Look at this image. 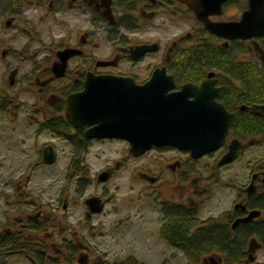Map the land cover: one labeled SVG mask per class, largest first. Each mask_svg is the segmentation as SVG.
Returning <instances> with one entry per match:
<instances>
[{
    "label": "rangeland",
    "instance_id": "1",
    "mask_svg": "<svg viewBox=\"0 0 264 264\" xmlns=\"http://www.w3.org/2000/svg\"><path fill=\"white\" fill-rule=\"evenodd\" d=\"M7 5V0H0V103L9 102L6 110L0 109V233L18 218L36 217L37 212L43 211L48 224L37 235L29 233L27 238L45 239L46 256L57 255L59 264H67L63 260L66 257L70 264H78L76 259L81 250L73 257L68 255L67 246L75 243L88 247L87 264H192L188 262L189 251L168 246L159 229L165 216L160 207L172 203L179 193L177 183L186 181L169 172H161L158 175L161 179L154 184L138 178L139 170L158 174V150L133 158L124 141H96L86 148L82 159L79 155L83 172L76 173L71 166L74 134L69 133L70 138L64 140L42 128L49 119L46 116L49 109L39 94L37 82L45 79L43 72L48 60L51 65L50 55L57 45L71 44L77 33L89 30L83 14L67 11L60 4L48 12L37 3H27L14 15L6 11ZM11 17L15 20L5 25ZM154 25L158 26L155 31L150 29L132 38L143 41L154 38L164 45L177 34L189 32L193 20L184 23L160 18ZM102 32L99 24V48L91 50L97 58L109 55L108 41ZM3 50L6 54L1 57ZM158 58L154 54L136 66L134 73L139 82L150 75ZM80 61L70 62L71 67ZM12 69L17 74L10 85ZM253 141V146L229 166L216 168L217 160L208 159L188 165L194 180L187 185L186 201L198 204L201 219L216 217L221 223L230 219L238 193L249 184L252 170L264 162V143ZM48 144L54 147L57 156L51 166L40 162L41 151ZM115 162H120L117 169ZM109 166L114 169L113 176L98 183L97 175ZM91 195L103 196L106 204L100 214L87 218L84 200ZM248 240L243 245L246 249L240 264H264L263 244L253 252L254 260H248ZM63 250L67 254L63 255ZM1 252L0 264H39L35 250L28 258L21 253L1 256ZM219 254H202L196 264H203L202 260L210 256L222 264L224 255Z\"/></svg>",
    "mask_w": 264,
    "mask_h": 264
},
{
    "label": "flooded vegetation",
    "instance_id": "2",
    "mask_svg": "<svg viewBox=\"0 0 264 264\" xmlns=\"http://www.w3.org/2000/svg\"><path fill=\"white\" fill-rule=\"evenodd\" d=\"M93 1L96 0H22L21 5L15 8L16 6H14V4L10 0H7V2L11 4V6L7 5L8 8L6 9L7 12L17 15L19 13V10L22 8V5L27 3H37L38 6L46 7L48 12H51L57 4H60V6L65 7L67 11L77 10L80 14H83L85 24H88V26L90 27L89 30H87L86 32H82L81 34L77 33L74 36L73 42L71 44L70 42H67L57 45L56 49L52 51V55H50L52 59L51 65L57 59L56 53L63 49L74 48L79 50L80 54L71 56V58L68 59L66 71L62 78L53 77L54 75L51 71V65H48V60V63L43 72V78L45 79L38 81L37 85L39 87V94H42V99L47 101V109H49V113L46 114V116L49 117L48 120H53L58 117L59 119L65 121L66 125L68 126L67 129L69 130V132H72L74 135H77V139H79L82 144H88L87 148L91 143L96 141L101 142L118 140H99L97 138H86V132L90 129V127H92L91 125L83 124L74 129V126L69 124L65 119L66 116L64 107L67 99L66 97L72 94H79L84 92L87 81V76L85 75H87L88 73H92L93 75L112 74L116 76L130 77L137 84H143L146 83V81L151 77V74L154 70H156L157 68H164L166 70L165 72L167 73V75L172 76V82H174L173 91L177 92L182 88L183 85L187 83L200 84L202 81L208 79L213 82L214 88L218 89V95L215 101L222 104L227 110V112L232 115L230 124L235 118V116L244 117L248 115H253L254 117H262L254 114L249 108H252L253 106L264 105V103L255 102L256 100H258V97L260 96L259 94L264 91V87L259 86V81L257 80L252 81L254 85L251 84L250 86L242 82L240 78V67L246 65L258 66L259 69L261 68V71L264 74L263 64L259 57H257L258 55L254 46L257 43L264 51V35L249 39H228L220 38L218 36L216 37V35L208 32L204 28L202 23L196 20V18L194 17V12L191 9L187 8L186 4L181 3L178 0H137L135 6H133L132 8L130 7L131 9L124 7L126 10L123 11L115 8V1L110 0V12H112L114 16V20L111 22L103 19L99 12L94 8V5L96 4H94ZM247 4L248 0H227L226 3L222 5V13L220 15L216 14V16L210 15L208 17L211 21L215 22L236 21L239 20L241 18L240 15H242V13L248 9ZM233 10L236 11L235 14L230 13ZM121 16H124L126 20L134 19L135 24L133 25V29H128L127 27H121L120 25H118L117 21L118 18H120ZM11 18L12 21L15 20L14 17ZM160 18L165 19L169 22L174 20H183L184 23L188 22V20L191 19L193 20V25L191 28H189V32L187 31L184 33L177 34L176 36H174V39H168V41L164 45L160 44V42L155 40L154 38L145 39L144 41L132 38L142 34L143 32L145 33L147 30L150 29H153L155 31V29L158 28V26L154 25L155 21ZM99 24L102 25V33L106 35L109 47V55L104 58H97L96 56H94V54H92L91 51L92 49L98 50L99 48L97 40L99 33ZM154 42L158 45L159 48L156 52L146 53L138 59H134L131 57V51L134 50L136 47H139L141 45H152L154 44ZM205 50L222 54V57L224 56L225 59H221L216 62L203 61L202 59H200L199 53ZM154 54L159 55L157 61L158 63L155 64V67L151 71L150 75L146 78V80L139 82L137 76L134 73L136 66H138L141 62H145L147 58H151V56ZM227 57L229 58L228 60H226ZM75 59L81 61L79 64L73 65V67H71V63ZM101 62L111 63L107 66L98 65ZM14 70L16 69L10 70V73ZM16 74L17 70L15 75ZM247 87L249 88L248 91L246 89ZM221 94H223L224 98L226 97L227 100L230 101V103L228 104V108L222 102H220L219 98H222ZM263 118L264 116L262 117V119ZM233 139H237L241 142V148L237 151V155L234 161L239 159L240 154L242 152H245L244 150H247V148L253 146V139H257L258 141H260L258 137L249 136L242 140L238 137L231 135L229 125V133L226 140L224 141L223 146L217 151L207 153L198 159L192 158L188 151H180L172 147H152L149 150L151 151L152 149H156L159 151V156L156 158V160H160L159 172L157 175H153L150 172L139 170L137 172L139 176L138 178L150 184H154L159 179H161L160 176L158 177L161 172V174H163V172H169L173 174L172 176H174L175 178H181L182 181H186H180L177 183L176 186L179 188V193L176 198L173 199L172 203H168L164 205V207H160V209L165 215L163 217V223L159 228L161 236L162 229L166 228L167 224L172 221L171 215L177 214L176 216L182 215L183 217L187 218L189 222L188 228H190L189 232L193 236L201 231L209 230V227L211 225H213V227H215L216 229H226L230 234H232L231 236H235L233 237V240L235 241L238 237L236 236V233L238 234L239 232L244 231L245 236L243 239L238 238L240 240L238 241V243L240 246L241 243H246L247 238L249 239L247 242V257L249 256V244H251L252 241H255L256 244L260 245L259 248L263 246L262 244L264 241V236L260 235L257 231H261V229L264 227V208L257 207V205H255V202L258 201L259 197L264 199V184L261 182L264 176V162L258 168H254L251 172L250 182L252 181L253 177L256 176L253 180L255 186L254 191L248 195L247 187L250 184L248 182L249 184L244 189H242L240 193H238V202L236 204H233L232 211L229 214L231 215V217L226 223H221L216 217H208L201 219L199 217L201 215L200 208L199 206H197L198 204H196V202L186 201L189 200L188 196H185L187 195V185L190 181L193 182L194 180V177L192 173H190L191 171L188 165H192V163H196L198 160L203 159H208L212 161L217 160V162L215 163L216 168H222L231 165L232 162H230L229 164L218 166V162L222 158V156L227 152L228 145L231 140L233 141ZM84 154L85 153L82 154V158ZM129 154L131 155V157H133L130 151ZM114 166L115 169L119 168L120 162H115ZM106 170H109V178H111L114 174V169L109 166L101 172ZM149 178L155 179V182L151 183L149 181ZM98 197L101 198L105 206L106 203L104 197ZM251 211H260V215L258 217H255L250 222L239 223L235 227H233V223L235 222V220L237 221V219L239 218L241 219L247 217L248 213H250ZM85 212L87 218L91 217V215H95H88V212ZM42 213L43 211L37 212V216L35 218L37 219V222L38 219L42 220V222L45 223L46 226L48 222L45 220V216ZM176 216L174 218L176 220L179 219ZM33 218L34 217L30 215H27L26 217L24 216L20 219L18 218V221L12 222L10 227L4 228L2 233L16 234L20 227H25L26 224L22 223L23 221L30 222ZM18 222H21L19 228L17 226ZM252 224L257 226L256 230L254 229L250 231V228L246 229ZM31 239L33 240H31L30 242L37 241L35 243L37 247L34 250L36 252L35 259L38 260L37 262L39 264H59V258L57 255H54L53 258H50L51 256H46L47 253L44 246L45 239L43 240L44 242L41 239H38L37 237ZM48 239H46V241H48ZM75 244L76 245L72 246L69 244V246H67L68 248L70 247L68 249L70 251L68 255H70L71 257H73L74 253H76L78 250L85 252L86 250H88V247L84 244ZM41 245L43 248L40 247ZM167 245L170 246L168 243ZM14 247V249L7 248V250L6 248H2L1 250H3V252H1V256L10 255L13 253H21L24 255V257H27L29 254H32L26 247H17V245ZM8 249H10V251ZM175 249L185 252L183 249L180 248ZM61 250L62 248H60V251ZM64 250L63 255L67 254V252H64ZM189 256L190 258L188 262L196 264L198 262L197 257H199L200 254H198V256H193L189 253ZM210 257L204 258L202 260V263L218 264L217 260H215L213 257H211L213 258V260H210ZM63 260L67 264H70V262L67 261V257L63 258ZM241 262L242 259H239L237 264H240Z\"/></svg>",
    "mask_w": 264,
    "mask_h": 264
},
{
    "label": "water",
    "instance_id": "3",
    "mask_svg": "<svg viewBox=\"0 0 264 264\" xmlns=\"http://www.w3.org/2000/svg\"><path fill=\"white\" fill-rule=\"evenodd\" d=\"M73 1V0H70ZM194 12L196 20L204 28L220 38L249 39L264 35V0H248V9L236 21H211L208 16L220 15L222 5L227 0H178ZM94 8L103 19L111 22L114 16L110 9V0L93 1ZM12 19L6 20L9 26ZM257 57L264 67V51L256 43ZM158 45H141L131 51V57L138 59L146 53L156 52ZM80 51L66 48L56 53V60L51 65L53 77L64 76L67 61ZM1 56H5L2 51ZM111 62L98 65L107 66ZM164 68H157L143 84H137L132 78L112 74L88 73L84 92L66 97L65 116L74 129L83 125H91L86 132L89 139H118L129 144L133 157H139L152 147H172L188 151L192 158L198 159L207 153L220 149L229 133L232 115L218 103V89L212 81L206 79L200 84L187 83L180 90L173 91L172 76L167 75ZM16 70L11 72L10 84ZM254 114L264 116V105L249 108ZM241 142L231 140L227 152L218 162V166L234 162ZM51 145L42 150L41 161L45 165L56 162V153ZM110 177L109 170L97 176L99 183ZM247 187L248 195L254 191V178ZM151 183L155 179L149 178ZM264 184V176L261 181ZM89 214H98L104 204L98 196H91L84 201ZM237 207V206H236ZM260 211H251L245 218L233 223H246L258 217ZM249 261L254 258L252 252L260 245L252 241L249 244ZM87 254L79 256L77 262L84 264ZM210 260L213 258L210 257Z\"/></svg>",
    "mask_w": 264,
    "mask_h": 264
},
{
    "label": "trees",
    "instance_id": "4",
    "mask_svg": "<svg viewBox=\"0 0 264 264\" xmlns=\"http://www.w3.org/2000/svg\"><path fill=\"white\" fill-rule=\"evenodd\" d=\"M15 8H17L19 5H21L22 0H10ZM115 2V8L118 10H126L124 7L131 9L133 6H135V3L137 0H114ZM11 6V4H9ZM131 7V8H130ZM118 25L121 27H127L128 29H133V25L135 24L134 19H127L124 16H121L118 18ZM198 55V54H197ZM200 59L203 61H211L216 62L219 60H224V56L222 57V54H218L216 52L212 51H202L199 53ZM229 58L227 57L226 60ZM240 75L242 82L248 84L250 86L253 84L252 81L257 80L259 81V86L264 87V74L261 71V68L259 69L258 66L254 65H246L240 67ZM253 87V86H252ZM251 87V88H252ZM247 91L249 88H246ZM222 98L220 97L219 100L222 102L227 108L228 104L230 103L227 98L225 99L223 94ZM260 96L258 97V100L255 102L258 103H264V91H262ZM9 102L2 101L0 103V109L2 111L7 109V105ZM43 130H48L55 134L58 137L62 138H70V132L67 129L68 126L66 125L65 121L62 119H59L56 117L53 120H47L42 124ZM70 133V134H69ZM230 134L238 137L239 139H245L249 136L258 137V139L261 142H264V118L262 117H254L253 115L248 116H235V118L232 120L230 124ZM68 137V138H67ZM73 142V148L75 149L74 157L72 159L71 166L76 168V173H82V169L80 167L82 154L86 152V148L88 144H82L79 139H77V135H74L72 137ZM79 155H81V159L79 158ZM77 157V159H76ZM78 160V161H76ZM255 205L257 207H263L264 208V199L259 197L258 201L255 202ZM177 215V214H176ZM171 215V222L167 224V227L162 229V236L167 241V243L174 247V248H180L184 251H189V253L193 256H198V254H206L211 252H218L220 254L224 255L223 264H237L239 259L244 258V251L245 247L244 244L241 243L239 246L238 241L239 239L244 238L245 232H239L236 236H238L235 240H233V237L226 229H216L211 225L209 230L201 231L194 236L191 235L189 222L186 217H183L182 215L176 216ZM177 217L179 219H175L174 217ZM34 218L32 221L28 222L25 227L19 228L16 234L11 233H0V248H10L14 249L17 245L26 247L31 252L34 250L36 246L37 241L29 240L27 235L30 233L32 234H38L42 227L45 226V223L42 222V220ZM256 225L252 224L250 227H247L246 229L250 228L251 230H256ZM260 235L264 236V227L261 229V231H257ZM32 236L30 237V239ZM239 238V239H238ZM238 243V245H237ZM264 245V241H263ZM10 249H8L10 251ZM45 261V260H44ZM43 261V263H44Z\"/></svg>",
    "mask_w": 264,
    "mask_h": 264
}]
</instances>
